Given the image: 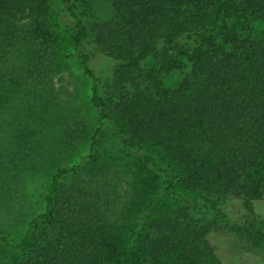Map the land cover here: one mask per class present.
Masks as SVG:
<instances>
[{
    "label": "trees",
    "instance_id": "16d2710c",
    "mask_svg": "<svg viewBox=\"0 0 264 264\" xmlns=\"http://www.w3.org/2000/svg\"><path fill=\"white\" fill-rule=\"evenodd\" d=\"M52 1L73 28V55L100 112L90 155L111 123L141 163L136 206L145 207L128 235L112 236L105 224L88 235L54 211L83 159L58 167L21 239L0 234V264H229L216 244L226 232L263 244V194L252 171L264 169V31L243 36L229 22L264 20V0H113L115 14L91 23L76 0H0V14L37 19ZM175 70L181 79L166 85ZM163 193L179 206L159 207ZM233 208L244 220L222 229L194 216L226 219ZM241 258L236 264H264Z\"/></svg>",
    "mask_w": 264,
    "mask_h": 264
},
{
    "label": "rangeland",
    "instance_id": "374dc122",
    "mask_svg": "<svg viewBox=\"0 0 264 264\" xmlns=\"http://www.w3.org/2000/svg\"><path fill=\"white\" fill-rule=\"evenodd\" d=\"M76 2L88 23L107 20L116 12L113 0ZM49 6V14L37 19L15 21L0 14V234L18 242L26 223L44 209L56 168L83 159L79 174L63 181L66 192L59 196L56 217L91 236L103 224L112 236L128 235L139 226L145 207L136 206L141 163L111 123L90 155L91 137L100 123V112L90 103L91 78L73 55V28L63 7L58 1ZM229 23L251 38L264 31L263 19H251L247 26ZM38 24L48 27L49 34L34 32ZM182 75L180 70L167 74L166 85L177 84ZM252 172L264 208V169ZM158 203L170 210L179 206L169 193ZM194 216L218 229L244 220L237 208L226 219L211 211ZM216 244L226 263L236 264L243 252L247 261L264 262V243L256 246L226 232L223 242Z\"/></svg>",
    "mask_w": 264,
    "mask_h": 264
}]
</instances>
